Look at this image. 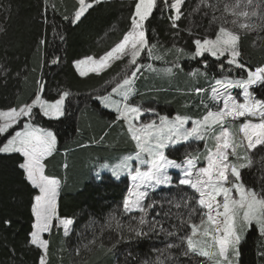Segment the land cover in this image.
I'll use <instances>...</instances> for the list:
<instances>
[{
  "label": "trees",
  "instance_id": "obj_1",
  "mask_svg": "<svg viewBox=\"0 0 264 264\" xmlns=\"http://www.w3.org/2000/svg\"><path fill=\"white\" fill-rule=\"evenodd\" d=\"M136 2L95 3L74 23L79 7L76 0H0V111L30 104L40 92L41 84L42 97L48 102L60 99L65 91L69 93L65 99L66 113L60 119H47L38 109L32 114L34 125L52 131L57 137V150L45 161L46 174L62 181L58 217L74 220L68 238L57 226L46 236L47 264L205 262L194 254H183L187 246L181 238L190 234L186 226L189 214L193 222H198L202 214L193 199L198 198L193 190L175 182L149 194L146 215L126 213L123 209L129 187L126 179L117 182L111 174L95 178L92 173V167L102 160L113 159L130 146L122 125L115 121L116 116L103 110L96 101L125 77L127 61H117L101 74L86 77L77 73L74 64L88 57L100 58L119 42L130 29ZM233 2L184 0L181 18L173 27L169 19L174 16L171 3L165 5L158 0L157 8L146 21L147 39L150 45H155L153 56L160 60L155 61L156 66L171 69L181 62L182 67L177 70L181 80L167 86L163 77L153 74L151 86V76L145 75L139 82L144 80L142 83L146 84L139 89V96L144 95L142 99L153 96V101L163 106L172 104L170 116L178 113L198 116L201 107L193 105L195 89H206L210 80L221 76L246 78L245 71L234 70L223 60L207 54L196 61L184 60L194 52L195 39L214 38L223 18L233 19L223 12L225 3ZM260 12L264 15V3ZM257 22L259 26L252 31L224 24L241 34L239 61L251 70L264 66V22ZM149 60L145 52L138 64L144 65ZM223 62L227 65L225 70L220 67ZM190 72L195 75L191 77ZM177 90L180 93L174 95ZM254 93L259 99L264 98V85ZM74 99L79 100L77 106L72 105ZM7 138L0 133V146ZM185 148L183 145L168 149L166 155L181 161L185 155L176 156L175 152ZM23 161L19 154L0 153V264H39L43 256L41 249L31 244L35 223L32 208L38 191L19 166ZM241 179L258 191L264 188L251 171L242 169ZM141 216L147 223H139ZM130 228L140 229L142 235L137 237ZM77 233L83 237L74 235ZM240 264H264V236L254 226L240 246Z\"/></svg>",
  "mask_w": 264,
  "mask_h": 264
},
{
  "label": "snow or ice",
  "instance_id": "obj_2",
  "mask_svg": "<svg viewBox=\"0 0 264 264\" xmlns=\"http://www.w3.org/2000/svg\"><path fill=\"white\" fill-rule=\"evenodd\" d=\"M95 2L99 3L101 0ZM163 3L167 5L168 0H163ZM183 3L184 0H174L169 5L175 12L174 16L169 17L173 21V27L177 26L175 22L181 18ZM78 5L74 17L77 22L89 8L93 7V3L78 0ZM156 8L157 0H137L134 14L131 16L130 29L121 40L99 59L88 57L77 61L75 66L81 76L87 75L89 71L100 74L111 67L112 63L125 57H128V66H136L130 74H125L122 83H118L112 89L121 95L122 102L113 101L108 96L100 97L105 107L112 108L118 114L117 118L127 123V131L131 140L135 142V155H128L118 165L112 167V175L119 179L123 172L131 174L134 170L133 160L147 168L146 171L136 168L135 175H131L134 183L123 202L124 211H139L146 215V207L142 201L148 196V189L155 190L160 185H171L169 169L179 170L178 184L188 186L198 194V198L193 199L202 210L198 222H193L192 214H189L186 226L190 229V234L185 233L181 238L187 246L183 254L191 253L203 257L207 264H239L240 244L244 233L256 226L259 234L264 236V188L258 191L246 186L241 179V169L249 167L252 163L249 153L264 145V98L257 99L250 91L255 85H264V66H258L255 70L245 69L246 79H217L211 86V99L221 106L215 111L208 110L200 119L193 120L191 128L186 127L190 117L181 115L169 119L168 116L157 114L159 123L156 120L136 123L140 121L145 111H153L142 109L134 103L130 104L128 100L135 92L134 81L143 66L138 64L141 54L147 52L149 57L159 59L153 56L152 50L155 45L149 44L145 27L146 21ZM259 9L260 5H254L253 0H234L231 4L225 3L223 12L233 19L227 20L224 17L214 38L195 39L193 58L202 57L205 53L217 59L228 56L230 58L227 59V64L245 68L238 59L241 54L239 50L241 34L225 27L224 24L230 23L241 30H255L259 24L253 20L254 17L264 22V15ZM147 67L151 71H157L151 64ZM220 67L223 68V64ZM165 71L171 74L172 70L169 68ZM231 89L243 90V103L238 102L231 94ZM195 91L200 93L206 89L197 88ZM40 92H43L42 84ZM68 96L69 93L65 91L60 99L49 103L37 94L30 104L0 111V121H3L0 124V133H7L22 117H30L34 108H39L44 116L59 119L65 115L64 104ZM240 118H256L258 122L253 123L249 119L248 122L240 124L237 131H232L233 123ZM191 138L212 141V146L207 147L204 156L205 166L197 167V161L201 159L199 154H187L179 163L165 154L166 148H175L177 144L187 142ZM56 146L55 133L44 128H35L31 124L25 125L24 131L15 132L14 136L6 139L0 146V153H20L24 157L23 163L19 166L24 169L30 184L39 190L32 208L35 231L31 233V244L42 249L45 256L48 241L42 239V234L50 232L53 219H59L65 235H68L70 226L74 223L71 218L58 217L57 201L61 181L45 174L44 161L53 154ZM241 149L244 151L241 152ZM230 157L235 159L231 160ZM139 223L141 225L147 223L144 216L139 218ZM130 231L137 237L142 235L138 228H130ZM45 256L40 258L39 264H46Z\"/></svg>",
  "mask_w": 264,
  "mask_h": 264
},
{
  "label": "rangeland",
  "instance_id": "obj_3",
  "mask_svg": "<svg viewBox=\"0 0 264 264\" xmlns=\"http://www.w3.org/2000/svg\"><path fill=\"white\" fill-rule=\"evenodd\" d=\"M171 1V3H173L174 2V0H170ZM223 1H225V2H228L229 0H223ZM77 2H78V0H77ZM88 2H89V0H88ZM157 2H158V0H157ZM253 3H254V5H256V4H258V5H260V8L262 7V5H263V3H262V0H253ZM228 4H231V3H228ZM182 7V6H181ZM174 11V10H173ZM259 11H260V9H259ZM175 13V12H174ZM261 13V12H260ZM233 18V17H232ZM253 20L254 21H256L257 22V18H253ZM74 23H76L77 21L73 18V20H72ZM258 23V22H257ZM239 29V28H238ZM241 30V29H240ZM153 51V50H152ZM205 54H207V55H209L211 58H213V59H215V60H223L224 62H226L227 63V59L228 58H230V57H228V56H221L219 59H217L216 57H213V56H211L210 54H208V53H205ZM204 54V55H205ZM154 55V54H153ZM193 55H194V52H192V53H190V55L189 56H187L186 58H184V60H190V61H196L197 59H201L202 57L201 56H197V57H195V58H193ZM102 57V56H101ZM85 59V58H84ZM97 59H99V58H97ZM143 60V53L141 54V56L139 57V60ZM149 59H150V62L149 63H146V64H144L142 67H141V69H140V71H142L143 70V73H142V75H150L151 76V79H150V85L151 86H153V74H156V77H159V78H162V79H164V80H166V85L167 86H174V85H176L177 83H179V81L181 80V74L177 71L178 70V67L179 66H181L182 67V64H181V62L179 63V64H176V65H174L172 68H171V74H168L165 70L166 69H169L170 67H167V68H163V67H159V66H156L155 65V63L157 62V61H160V60H156L155 58H152V57H149ZM239 59V58H238ZM83 60V59H82ZM125 60L127 61L128 60V57H125ZM156 61V62H155ZM117 62V61H116ZM223 62V63H224ZM115 63V62H114ZM114 63H112V65L114 64ZM151 63H153V64H151ZM149 64H151L152 66H153V68H155V69H157V71H151V70H149L148 69V67H147V65H149ZM111 65V66H112ZM229 67H231L232 69H234V70H241V71H245L246 72V70L245 69H247L246 67L245 68H236L235 67V65H229V64H227ZM227 65L224 63V65H223V69L225 70L226 69V67H227ZM135 67L136 66H134V65H131V66H128L127 64H126V68L124 67V69H126L125 70V73H128V74H130L134 69H135ZM181 67H179V69H181ZM110 68V67H109ZM77 69V68H76ZM108 69V68H107ZM107 69H105V70H103V71H101L100 72V74L102 73V72H104V71H106ZM164 69V70H163ZM77 71V70H76ZM123 71V70H122ZM79 72V71H78ZM184 72V71H183ZM182 72V73H183ZM193 73H195V72H190V76L191 77H193L194 75H193ZM89 74H96V73H94V72H91V71H89V73L87 74V75H89ZM97 75H99V74H97ZM165 77V78H164ZM247 77V76H246ZM136 79H142V77H141V74H140V72H138L137 73V78ZM136 79H135V81H136ZM162 79H159V80H162ZM217 79H238V78H234V77H230V76H221V77H219V78H214V79H212V80H210L209 81V86L206 88V91H204V92H200V93H197L196 91H195V93H194V98H193V105H195V107H201L200 108V110H201V113L202 114H206L207 113V111L208 110H212V111H215L218 107H220L221 105L220 104H218L216 101H214V100H212L211 99V86L212 85H214L215 84V81L217 80ZM246 79V78H245ZM144 80H142V82H143ZM140 83L139 85H138V90L139 89H142L143 87H145L146 86V84L145 83ZM122 83V82H121ZM159 83H161V82H159ZM107 86V85H106ZM160 86H161V84H160ZM260 85H255V86H253L251 89H250V91H254V89L255 88H257V87H259ZM121 91H123L122 89H121ZM178 91V90H177ZM231 91V94L233 95V96H235L236 97V99L238 100V102H241V103H243V101H244V98H243V90L242 89H231L230 90ZM180 92L178 91V92H176V94H174V95H177V94H179ZM254 93V92H253ZM38 94H40L41 96H42V92H39ZM255 94V93H254ZM256 95V94H255ZM135 96L136 95H131L130 96V98H129V100L131 101L132 99H134L135 98ZM144 96V95H143ZM143 96H141V97H143ZM140 96L138 97V98H135L134 100H132V102L134 101L135 103H137L142 109H145V110H147V109H152L153 111H145L144 112V115L140 118V121H138V122H149L150 120H156L157 121V123H159V116H168L169 117V119H174L175 118V116H170L169 115V113L174 109V106H172V104L171 105H167V106H163L161 103H158V102H155V100L153 101V96L152 97H145V98H141ZM43 98V97H42ZM120 98H122V97H120ZM256 98L257 99H259L258 98V96L256 95ZM112 100V99H111ZM101 101V103H102V105H103V107L104 108H106V109H109V110H111L112 108H110V107H105V105H104V102H103V100L101 99L100 100ZM49 103H54V102H49ZM79 104V100L77 101V100H73L72 101V105H75V106H77ZM164 107V108H163ZM36 109H38L39 110V112L41 113V115H43V112L39 109V108H34L33 109V112L36 110ZM6 111V110H5ZM64 111H65V113H66V102H65V104H64ZM178 113V112H177ZM157 114H159V116L157 115ZM181 113H178L177 115H180ZM44 116V115H43ZM181 116H187V115H181ZM45 118H47V119H56V118H51V117H48V116H44ZM63 117V116H62ZM187 117H189V116H187ZM61 118V117H60ZM32 115L30 116V117H22L21 119H20V121L17 123V124H15L12 128H10L9 130H8V132L7 133H2L3 135H7V139H10L12 136H14L15 135V132H17V131H24V126L25 125H28V124H31L33 127H35V128H40V127H38V126H36V125H34L33 124V121H32ZM197 119H200V118H195V117H190V120H189V123H188V125H186V127H188V128H191L193 125H192V121L193 120H197ZM249 119H251L252 120V122L253 123H255V122H258V120L256 119V118H240V119H238V120H236L234 123H233V125H232V131H237V128H238V126L240 125V124H242V123H246V122H248V120ZM0 123L2 124L3 123V121H0ZM226 127H227V125H226ZM126 129H127V127H126ZM216 134H218V131H217V133ZM203 143V144H202ZM182 144H185L184 146H186L187 147V150L186 151H176L175 152V155L176 156H184L185 155V157L187 156V154H193V155H195V154H199L200 155V157H201V159L199 160V161H197V167H200V166H205L206 165V161L204 160V156L206 155V149H207V147H211L212 146V141L211 140H209V139H206V140H198V139H195V138H191V139H189L187 142H183V143H181V144H177L176 146H175V148H177L178 146H180V145H182ZM198 145H200V147L198 146ZM169 148H172V147H169ZM169 148H166L164 151H165V154H166V150H168ZM241 152H243L244 150L243 149H241L240 150ZM1 154H6V153H1ZM12 154H15V153H12ZM17 154H20V153H17ZM21 155V154H20ZM249 155H250V158H251V160H252V163H251V165L249 166V167H247V168H243V169H245V170H248V171H251L252 173H254L255 175H257L258 176V179H259V181L261 182V183H263V185H264V145H261V146H258L256 149H254V150H252L250 153H249ZM230 159L231 160H234L235 158H233V157H230ZM100 161H97V163H99ZM178 163L180 162V161H177ZM242 162V161H241ZM100 164V163H99ZM97 165L96 167H100V168H95V166L94 167H92V169H96L95 170V172L94 173H100V171H105V170H108V169H104V167L101 165ZM132 166L134 167V163H132ZM242 170V169H241ZM241 173H242V171H241ZM45 174H46V171H45ZM169 174H170V176H171V178H173V181L175 180L176 182H178V179H177V177H178V175H180V172H179V170H176V169H169ZM174 174V175H173ZM173 175V176H172ZM121 180V179H120ZM261 183H260V185H261ZM164 186H166V185H160V186H157L156 188H158V187H164ZM168 186V185H167ZM185 186V185H184ZM190 188V187H189ZM191 189V188H190ZM37 191H38V193H37V195H39V190L38 189H36ZM152 189H148V192L149 191H151ZM156 190V189H155ZM194 191V190H193ZM197 194V193H196ZM198 195V194H197ZM234 195H237L236 193H234ZM143 202V201H142ZM34 205H35V200H34ZM34 207V206H33ZM34 218H35V216H34ZM34 225H35V223H34ZM55 226H57V227H61L62 229H63V227L60 225V223H59V219H53V222H52V228H51V230H50V232H46V233H43L42 234V239H45L46 240V236H49L50 234H51V232H52V230L54 229V227ZM255 228H256V226H254ZM256 230H257V232H258V229L256 228ZM33 231H35V227L33 228ZM71 231H72V225L70 226V231H69V233H68V235H65L64 234V231H63V234H64V236L65 237H67L68 238V236L71 234ZM87 232L89 231V230H86ZM248 231V230H247ZM247 231L244 233V235H243V238H242V242L244 241V239H245V237H246V233H247ZM258 234H259V232H258ZM74 235H79L78 237L80 238H82L83 237V235L80 233H77V234H74ZM242 242H241V244H242ZM241 244H240V246H241ZM41 251H42V254H43V256H45V254H44V252H43V250L41 249ZM203 258V257H202ZM45 259H46V264H47V254H46V256H45ZM203 259H205V258H203ZM239 264H240V258H239Z\"/></svg>",
  "mask_w": 264,
  "mask_h": 264
},
{
  "label": "crops",
  "instance_id": "obj_4",
  "mask_svg": "<svg viewBox=\"0 0 264 264\" xmlns=\"http://www.w3.org/2000/svg\"><path fill=\"white\" fill-rule=\"evenodd\" d=\"M76 1H77V0H76ZM101 1H110V0H101ZM85 59H86V58H85ZM75 65H76V62H75V64H74V66H75ZM75 69H76V66H75ZM76 70H77V69H76ZM77 73L79 74L78 70H77ZM79 75H80V74H79ZM80 76H81V75H80ZM85 76H87V75H85ZM85 76H82V77H85ZM110 95H111L110 98H111L113 101H121V102H122V98H120L121 95H119L118 93H116V92H112ZM102 107H103V106H102ZM103 108H104V107H103ZM105 109H106V108H105ZM106 110H108V111H110V112H113V113H115L116 115H118L113 109H111V110L106 109ZM115 121H116V123H119V124L122 125V127H123V129H124V131H125V133H126L128 143H129V145H130V146H129V149L126 150V151H124V152H122V153H120V154H116V157H114L113 159H110V160H109V159L102 160V161L100 162L101 165L104 167V169L106 168V169H108V170L100 171L99 175H97L98 173H94L96 169H93V172H92V173H93V176H95V178H96V177H99L100 175L105 174V173H109V174L112 175V172H111V168H112V167L118 165V164L120 163V161H121L123 158H125V156H127V155H131V154L135 155V151H136V149H135V142L132 141L131 138H130V134L128 133V131H127V129H126V127H127L126 123H125L123 120H120V119H118V118H117V120H115ZM136 123H137V122H136ZM55 150H56V149H55ZM54 152H55V151H54ZM54 152H53V154H52L51 156L54 155ZM51 156H49V157L46 158V159H49ZM132 163H134V167H133L134 170L131 172V174H129V173H127V172H123V173H121V176H120L119 180L122 179V178H124V177H127L128 180L133 184L134 182H133L132 179H131V175H135V169H136V168H139L141 171H146V170H147L146 167H142V166H140V165L138 164V162L135 161V160H133ZM105 165H107L108 167H105ZM112 176H113V175H112ZM113 177H114V176H113ZM114 178H115V177H114ZM115 179H116V178H115ZM60 181H61V180H60ZM61 183H62V181H61Z\"/></svg>",
  "mask_w": 264,
  "mask_h": 264
},
{
  "label": "bare ground",
  "instance_id": "obj_5",
  "mask_svg": "<svg viewBox=\"0 0 264 264\" xmlns=\"http://www.w3.org/2000/svg\"><path fill=\"white\" fill-rule=\"evenodd\" d=\"M106 174H109V173H106ZM123 179V178H122Z\"/></svg>",
  "mask_w": 264,
  "mask_h": 264
}]
</instances>
